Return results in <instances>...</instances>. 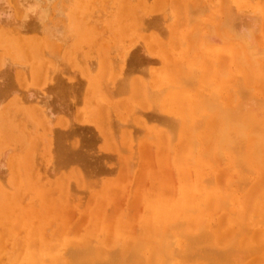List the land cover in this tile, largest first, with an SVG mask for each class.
<instances>
[{
	"label": "bare ground",
	"instance_id": "obj_1",
	"mask_svg": "<svg viewBox=\"0 0 264 264\" xmlns=\"http://www.w3.org/2000/svg\"><path fill=\"white\" fill-rule=\"evenodd\" d=\"M21 1L25 4L20 5L23 9L18 6L19 11H22L17 13L18 16L21 14L26 18L30 13L33 18L42 20L49 0ZM135 1L143 12L159 9L161 13L159 17H163V20L167 18H164L166 14L164 15L165 12L160 5L164 6L165 2H170L176 13V21L166 25L168 47L164 48L163 44H160L165 43L161 42L160 38L154 37L153 41V38L150 39L152 44L156 43L157 47L161 48L157 52L153 51L161 60L160 70L152 72L149 82L138 81L135 91L139 92L140 103L144 108L148 101V88L146 89L148 84H163L160 85L162 86L160 91L163 89L161 91L163 93L155 96L156 108L159 112L165 111L176 117L174 119L171 116L173 118L171 120L158 117L171 122L174 126L176 145L169 147L168 151L176 157L178 170H183L181 174L190 167L197 174V179L190 184L192 186L188 189V195L176 206L171 205L173 202H170L171 204L159 200L151 202L147 205V213L142 220L140 218L134 223L131 222L132 218L125 214L109 215L104 211L102 204L112 200L110 192L113 193L115 186L110 185L111 182L103 184L89 216L84 217L85 220H89L85 224L88 228L83 227V230L69 228L66 206L70 199L67 194L69 193L67 185L70 181L69 183H65L64 180L56 183L37 182L36 179L41 176L35 169L34 162L32 163V152L35 148H39L40 139L38 141L37 136L34 135L32 139H28L26 130L22 129L23 123L16 119L18 107H9L0 118V144L2 141L6 144L23 141L25 145L23 144L21 153L8 158L9 177L4 184L0 183V264H264V96L261 98L264 93L263 87L259 91L260 82L264 80V48L261 52L262 47L259 50L258 46L257 48L252 44L255 43L253 39L264 36V0H255L262 16L258 13L256 17L253 13L252 18L250 14L245 18L239 16L240 12L236 13L237 16L231 13L234 10L229 7V0L212 8H208L203 0H151L149 3L144 0ZM248 1L250 0H245ZM128 3L129 0H119V4L126 12L130 7ZM76 6L77 3L71 9L73 17L78 14ZM205 8L208 9L206 15L204 16V13L203 17L200 15L201 18L199 17L188 28L184 19L195 16L198 10ZM221 11H224L222 13L225 14L224 19L214 23V19H219ZM84 12L88 13V10ZM233 15L239 16L238 19L236 18L237 24L233 20ZM21 16L19 18H22ZM258 16L261 18V24L258 22ZM248 17L250 19H247ZM156 20H158L157 16L154 21ZM73 24H75L74 20ZM179 25L187 29L184 35L177 33L178 29H181ZM254 25L258 28L250 31ZM72 30L79 38H81L80 34L84 35L85 30L89 31L83 23L72 26ZM207 35L208 37L209 35L226 36L219 37L223 42V45L221 43V47L219 46L220 50L217 52L211 50ZM18 36L0 35L2 57L5 58L2 60L0 57V59L20 61L25 66L29 65L28 72L27 69L25 70L29 78L36 82L42 80L49 74L51 68L47 60L37 58L42 55L41 52L40 54L37 52L42 40L38 45L35 41H24ZM182 36L190 38L186 37L184 48L181 45L184 42L180 41ZM202 36H206L204 37L206 39L204 40ZM252 45L257 49H253ZM180 49L181 51H178ZM193 63L198 67V71L196 67L193 68ZM217 63L223 66L220 73ZM114 66L117 65L111 67L107 65L104 71L100 68L99 79L102 80L100 84L106 83L105 87L111 83L110 80L121 74V70L116 71ZM15 72L16 75L21 73L19 70ZM85 72L83 71V74H86ZM91 76L89 78L92 79ZM94 76L95 79L88 80V76L85 75L86 80L83 84L88 93L91 91L92 94H96L95 98H98L97 87L92 84L96 85L99 80L98 77L96 80L97 75ZM122 80L120 79V82ZM193 83H197V86L195 87ZM121 101L120 106L123 103ZM108 108L99 106L94 109L93 114L86 112L90 117L99 118L98 123L94 122V124L100 136L104 134L103 131L110 129L104 126L103 129H106L102 131L103 122H100L104 112H108ZM35 110L33 113L29 112L34 117L36 116L34 112H38ZM41 112L43 114L44 111L40 110V114ZM40 114L38 115L40 118L29 117L28 121L32 122L33 127H37L36 132L39 131V126L42 127V138L45 141L41 142L45 143L43 148L41 145L43 155L50 150L49 135L52 128L49 126L51 119L44 116L41 118ZM143 129L146 131V127ZM149 129L154 140L169 146L170 137L166 130L155 127ZM117 133L123 144L131 135L125 128L122 131L117 130ZM31 134H34V129L28 133V136L30 137ZM132 144L134 145V142ZM127 146L129 145H126L128 149ZM162 150L165 154L166 149ZM207 174L208 182L200 180ZM190 180L188 183L193 181ZM80 187L83 185L80 184ZM54 189L59 191L57 195H53ZM172 196L175 199L174 195ZM26 197H31L33 200L24 203ZM138 199L142 197H137L136 201ZM49 226H53L55 231L47 235Z\"/></svg>",
	"mask_w": 264,
	"mask_h": 264
},
{
	"label": "rangeland",
	"instance_id": "obj_2",
	"mask_svg": "<svg viewBox=\"0 0 264 264\" xmlns=\"http://www.w3.org/2000/svg\"><path fill=\"white\" fill-rule=\"evenodd\" d=\"M25 1L27 2L28 0ZM130 1H132V3ZM144 1L149 3L151 0ZM203 1H205L208 5V8H212L216 4H224L228 2V0H225L226 2H223V0ZM16 2L15 0L0 1V35H19L18 37L20 39L24 41L32 40L38 45L42 40L41 46L37 45V52L39 54L41 52L42 55L37 56V58H42L48 61L51 66L48 73L51 74H48L45 78L37 82L33 79L31 80L27 73L29 65L27 64L28 66H25V64L20 61H2L4 58L2 57L3 48L0 46V57L2 59H0V118H2V113L9 109V107H18L16 109L17 113L15 114L18 115V118L16 117V119L23 123L22 129L26 130V136L28 139H32L34 136H37L38 141L40 139L38 144L39 148H35L32 152V163L34 162L35 169L38 170V174L41 176V178L36 179L37 182L56 183L57 181L64 180L65 183H69L68 181H70V184L67 185V192L69 191L67 194L70 199L68 206H66V214L69 215V228L83 230L87 227L85 224H87L89 220H85L84 217L87 215L89 216V212L92 210L91 208L97 202L96 197L98 193H100L103 184H110L109 182H111L110 185L113 187L115 186L113 193L110 192L112 200L102 204V208L109 215H115L116 213L125 214L126 216L131 217V222L134 223L136 221L138 222L140 218L142 220L147 213V205L151 202L154 203L158 200L165 201L168 204L173 202L171 205L176 206L182 198L188 195V189L192 186L190 184L195 182L197 174H195L190 167V169H186L187 171L185 170V172L181 174L183 170H178L176 157L171 151H168V149H170L169 147H174L176 145V140L174 138V126L171 122L164 121L160 118H170L169 120H171L172 117L174 119L176 117L165 111H160L164 114L161 115L159 110L156 108L155 96L157 97V95L159 96L163 93L161 92L163 89L160 91L162 88L160 85L163 84H148V87H146V89L148 88V101H146L148 104L146 103L144 105L145 109L141 106L139 92L137 93L135 91L136 83L138 81L141 80L149 82L152 72L158 71L161 68V60L159 59V56L154 53L155 51H159L161 48L157 47L158 45L156 43L152 44L150 39L153 38V41L156 37L160 38L161 42H165L160 44H163L162 46L164 48L168 47L169 42L167 40L169 37H167L166 25L172 24L176 21V13L174 12V8L171 3L165 2L164 6L160 5L165 12L162 13H164V15L166 14L164 18H167L163 20V17H159L161 14L159 9H157L159 12L157 10L143 12L141 8L136 5L135 0H129L128 4L130 7L127 12L124 11V8L119 4V0H49L47 5L48 8L45 12L46 14L42 20H38L33 18L30 13L26 16V18L25 16L22 17L21 14L18 16L17 13H22V11H19L18 6L20 7L21 4L25 3L21 0H16ZM255 2V0H250L248 2H245V0H229L228 5L230 4L229 7L234 10V12L232 11L231 13L238 14L240 12V17L242 16L246 18L249 14L250 18H252V15L254 16V14L257 17L258 13L262 16L261 10L256 6L257 4H255ZM76 3V10L78 11V14L73 17L71 9L76 5ZM20 8L23 9V7ZM87 10L88 13H85L84 11ZM23 11V13H25V10ZM207 11L208 9L205 8L198 10V12L195 13V16L186 17L184 19L186 26L189 28L194 21L199 19L200 15L202 16L204 13L203 15L205 16ZM222 13H224V11L219 13V19H214V23L215 21L221 22L224 19L225 14ZM20 16L23 19L19 18ZM156 16L160 21H154ZM234 16L235 15L232 17L236 23L239 16ZM256 17L253 18H259L260 20L258 19V22L261 24V18L259 16L258 18ZM250 18L248 17L247 19ZM73 20L75 24L72 25ZM78 23L85 24V26L89 29V31H84V35L80 34L81 38H79V36L72 30V26L77 25ZM257 25L252 26L253 28H251L250 31L260 26L258 25V27H256ZM179 26L182 30L178 29L177 33H183L184 35L187 29H184V26ZM155 34L156 36H154ZM195 36L198 37L199 35ZM186 37L187 36L181 37L180 41L184 42L181 44L183 45L182 48L186 45ZM204 37L206 36H202V38ZM213 37L210 35L208 37L207 35L206 38L209 39H207V42L211 44V46L209 44L211 50L217 52V50H220L219 46L221 47V43L223 45V42L220 39L223 37L225 38L226 36L224 35L222 37V35H219V37H221L219 38L218 36L213 35ZM206 38H204V40ZM187 39H190L189 36ZM210 39L212 40L211 42ZM254 40L255 43L252 44H255L256 47L258 46L259 48H257L259 50L260 47H262V52L264 48V36H259L257 39H253V41ZM45 41H48L47 44L44 43ZM50 45H52V47H50ZM255 45H252L251 47L255 49ZM159 46L161 47V45ZM198 47L200 46L198 45ZM181 49L178 51H181ZM20 59L23 60L22 58ZM80 62L82 64H80ZM112 64L117 65L114 66V69L116 68L115 70L118 72L121 70V74H118L115 79L110 80L109 83H111L107 85L108 87H105L106 83L102 85L101 82L100 84V81H102L99 79L100 71L102 69V71H104L107 65L108 67L113 66ZM193 65V68H195V63H193ZM22 66L24 68H22ZM216 66H218V73H220L223 70V66L219 63H217ZM119 67L121 68L119 69ZM26 69L27 72L25 71ZM18 70L21 71V73L16 75L15 71ZM83 71H86V74H83ZM196 71H198V67H196ZM85 75H87L88 78L92 75V79H95L94 75H97L96 80L98 77L99 82L96 81V83H98L96 85L93 83L92 85L97 87L98 98H95L96 94H92L91 91H89V94L88 91L84 89L83 83L86 80ZM18 76L19 78L17 79ZM90 79L91 78L88 80ZM120 79H123L122 82H120ZM262 80L260 79V81ZM263 82H260L259 91L263 87L264 92ZM193 85L196 87L197 83H193ZM189 87H191V85ZM150 90L152 92L154 90V93H157L154 94ZM263 96L264 93L261 98H263ZM91 101L93 103H91ZM120 101L121 103L123 102L121 104L122 106H120ZM99 106L103 108L109 107L107 109L108 112L105 111L100 120V122L104 123H102V128L101 126L100 128L102 131L106 128L110 129H108L109 131H103L104 134L102 136H100L101 134L98 132L94 124V122L98 123L99 118L86 115V112L88 113V111L90 114H93L94 109ZM32 109H36L38 111L37 112L35 110L37 113L34 112L36 118L39 117L38 115L41 110L44 111L43 114L42 112L40 114L41 118L44 116L45 118L51 119V124L49 123V126L52 128L51 134L49 135L50 150L47 154L44 153V156L42 155V148L45 143H41L42 141L45 142L42 138V127L39 126L40 132H36V130H38L37 127H33L32 122L28 121L29 117L35 118L32 115ZM79 113L81 115H79ZM165 115L168 117H165ZM159 116L160 118H158ZM104 126L106 127L105 129H103ZM143 127H146V131ZM149 127L166 130L168 136L170 137L169 146L158 143L154 140L155 138L150 135L151 130ZM124 128L125 130L130 131V136L132 137L130 138L129 136V141H124L125 145L123 144L121 137H119V133H117V130L122 131ZM33 129L34 134H31L29 137L28 133L32 132ZM136 138L140 139L138 140ZM108 140H110V142ZM120 142L122 144H119ZM132 142H134L136 147L132 144ZM23 144L25 145L23 141L8 144L2 141L0 144L1 184H4L9 177L7 168L8 158L14 154L21 153L23 149L22 147L24 146ZM126 145H129L127 146L128 149L126 148ZM130 145L132 146V149L134 148L133 150ZM164 148L166 149V151L164 150L166 152L165 154L162 150ZM130 149L131 151H129ZM188 173H190L191 177ZM77 174L78 176H74ZM71 176H73V178ZM37 177L39 176L37 175ZM188 178L193 179L190 180ZM208 179V174L200 178V180H205L207 182ZM72 180H74L75 183ZM189 180L193 181L188 183ZM80 181L82 182L80 183ZM205 181L204 184H206ZM79 183L83 185V187H80ZM201 183L199 185H201ZM77 184H79V186ZM92 188L95 191L92 190ZM57 193H59V191L54 189L53 195H57ZM140 195L142 199H138V201H136L137 197L141 198L139 197ZM172 195H174L175 199ZM133 197L135 198L133 199ZM32 200L33 199L31 197H26L24 199V203L31 202ZM36 205L37 204H34V206ZM47 229V235H50L52 231H55L53 226H49Z\"/></svg>",
	"mask_w": 264,
	"mask_h": 264
}]
</instances>
